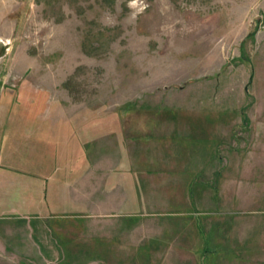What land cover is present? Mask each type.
<instances>
[{"label": "rangeland", "instance_id": "rangeland-1", "mask_svg": "<svg viewBox=\"0 0 264 264\" xmlns=\"http://www.w3.org/2000/svg\"><path fill=\"white\" fill-rule=\"evenodd\" d=\"M184 115L209 117L212 131L214 118L223 124L218 145L212 138L198 144L212 145L224 158H215L190 190L200 182L216 185L224 174L244 182L252 195L261 193L264 0H0V264H79L81 254L69 253L59 238L56 254L53 216H66L54 230L70 240L121 230L127 221L114 215L115 190L93 179L90 200L78 196L80 184L69 182L74 211L53 210L64 199L60 191L42 197L51 162L64 166L85 147L92 164L101 160L112 170L122 139L123 162L137 166L136 150L146 181V170L157 172L144 162L155 144L162 146L158 131ZM228 160L245 172L226 173ZM109 173L106 182L113 184ZM100 190L103 201L96 198ZM147 197L139 198V208L160 210V198ZM92 240L102 241L99 235ZM98 256L80 263L99 264Z\"/></svg>", "mask_w": 264, "mask_h": 264}, {"label": "crops", "instance_id": "crops-1", "mask_svg": "<svg viewBox=\"0 0 264 264\" xmlns=\"http://www.w3.org/2000/svg\"><path fill=\"white\" fill-rule=\"evenodd\" d=\"M207 119L209 117L197 120L191 115H184L181 119L177 116L173 120V127L165 125L158 131L156 138L161 140L162 146L155 144L156 149L152 151L154 156L149 155L150 161L144 162L145 165H152V169L157 172L149 173L146 170V181H143L144 174L140 172V157L136 150L134 155L137 166L133 168L129 160L123 162L125 155L122 139L119 150L121 159L119 162L115 161L112 170H108L101 160L98 164H92L90 152L87 153L85 150L88 149L85 147L79 155L76 153L67 158L64 166L56 163L53 167L52 164L56 161L51 162V182L43 180V188L41 185L38 188L44 189L42 197L47 198L48 191L51 194L57 191V196H60L59 191L62 192L61 198L64 200L58 206L53 205V210L66 212L65 207L69 206L72 209L70 211H74L76 201L69 200L71 196L68 184L71 183L80 184L83 193H76L78 196L82 194L83 199L90 200L93 179L100 188L115 190L118 209L114 215L128 223L122 225L121 230L99 229L96 234L88 232L77 235L75 238L84 239L76 241L66 239L59 231L54 230L57 218L66 216H53L52 220L55 221H50L49 234L54 239L56 254L59 253V246L66 245L69 253L81 254V258L77 260L79 262H76L79 264L88 255H99V264H264V188L261 193L252 195L244 182H230V176L223 177V174L216 185L200 182L190 190L194 180L206 172L215 158H224L223 155L218 158L212 145L203 147L198 144V140L204 142V139L211 138L213 143L219 144L223 124L220 119L214 118L216 126L213 132L206 125ZM73 133L75 135L76 129H73ZM90 133L88 128L83 135L88 136ZM77 155L82 160L80 170L75 165ZM260 164L264 168V163ZM230 168H233L232 173L235 174L246 170L245 166L231 167L228 160L224 169L226 173L230 174ZM216 171H220L219 165L213 167L212 172ZM108 173L115 176L113 184L106 182ZM63 182L68 187H59ZM56 184L59 186L56 187ZM34 189L39 198L37 188ZM28 190L32 193V189ZM149 193H152V198L155 194L160 198L159 201L163 204L160 210L139 208V198L147 197ZM34 195L33 192L32 196ZM104 197V192L100 190L96 198L103 201ZM37 204L35 201L30 206L32 212V206ZM83 205L87 206L88 203L83 201ZM124 207L129 208L123 210ZM156 219L160 221L158 229H154ZM98 235L102 241L97 245L92 238ZM58 238L63 241L61 245Z\"/></svg>", "mask_w": 264, "mask_h": 264}]
</instances>
